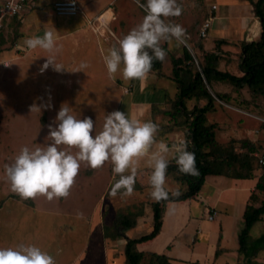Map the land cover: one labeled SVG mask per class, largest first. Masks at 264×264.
Segmentation results:
<instances>
[{"label":"rangeland","instance_id":"374dc122","mask_svg":"<svg viewBox=\"0 0 264 264\" xmlns=\"http://www.w3.org/2000/svg\"><path fill=\"white\" fill-rule=\"evenodd\" d=\"M8 1L0 0V9ZM213 2L215 0H177L182 8V14L179 17L169 18L172 23L180 24L186 30L187 44L195 48L194 53L197 55H201L196 51L197 46L203 42L198 31L209 17ZM144 3L146 0H119V3L115 4L118 6L115 8L117 15L121 18H118L116 24L112 25L111 31L106 32V49H102L103 54H106L107 49L118 46V41L142 22L145 12L140 5ZM223 10V7L219 6L216 14H220ZM108 13L105 19L112 18V16L107 17ZM13 19H5L4 26L6 27L8 21ZM119 22H122V25L125 24L123 28H120L121 33L118 31ZM9 23L8 27H3L0 31V204L2 206L0 208V236L4 235L8 245L32 244L52 255L56 264H68L76 250L85 244L87 231L84 220L81 219L83 215L91 218L97 213L98 216L101 215L103 226L106 225L113 230L117 227L116 224L120 217L127 216L131 220L136 217L137 220L141 216L145 218L146 211L149 215L153 214L150 203L154 200L151 199L145 185L141 189H136V187H141V178L137 176L132 196L123 199L119 195L111 197L109 193L114 183L111 164L106 163L99 170H92L82 165L67 199L48 201L44 197H38L35 200H22L11 191L10 182L5 175V165L12 163L23 147L43 146L45 137L48 135V126L50 124L55 126L53 121L63 104H67L72 114L78 119L90 117L94 122V134L102 130L105 116L113 111H121L135 118L134 110L141 108L136 107L128 111L127 95H124L125 99L118 96L121 95L122 87L117 88L116 80L120 79L124 84H129V82H124L119 73L112 80L109 75L107 77L102 53L95 54L92 51V55L97 56L94 64L96 77L89 79H87V72H79L77 76L74 72L70 75L64 73L59 76V73L53 71L51 67L41 74L40 69L44 63H37L38 65L35 66V64L31 65L32 61H30L31 63L28 62L25 66L16 59H10L9 52L15 57L18 56H16L18 53L14 51L18 32L17 22ZM211 32L212 28L209 29L208 37L205 39L208 44L213 42ZM161 47L167 52L166 58L161 61L162 69L165 73H172L174 59L183 57L186 46L183 43L177 46L173 42L170 47L167 42H162ZM234 62L237 71L232 70V73L242 75L238 66V57L234 59ZM195 67H198L197 63ZM174 89L175 86L171 90ZM215 90L230 96L229 103L216 99V111L208 115V121L218 127L216 138L219 143L228 144L231 141L250 140L254 138L256 130L260 129L264 132V126L260 127L261 124L252 117H264V97L254 98L248 88L237 90L229 84H223L221 88ZM34 103H50L52 107L31 113L30 106ZM172 106L171 104L170 108L166 107L169 111L150 108L138 110L141 122L151 121L158 126L157 140L161 139V135L166 132L169 124L173 123L166 114L173 111ZM259 141L258 143L261 144V139ZM234 147L236 152H243L239 142ZM252 164L254 176L260 179L261 171L255 167L254 161ZM211 179L209 178L208 181ZM229 181L233 185L241 182L234 179H229ZM165 186L169 193L186 190V186L180 182H167ZM203 189V193H207L206 190L209 188L205 186ZM227 196L229 197V194L225 196V200H228ZM259 198L264 201V193H261ZM216 212L219 217L222 211L216 210ZM194 216L197 220L185 229L175 244L183 249V254H190L193 250L194 235H197L195 249L200 250L199 254L192 257L185 256V258L194 262L212 263L214 258L207 254V249L203 244L206 243L207 237L204 236L206 234L201 232L196 234L195 228L201 227L202 230L215 228L218 226V219L209 221V214L201 204H198ZM263 225L262 222L254 225L250 232L251 240H256L263 235L261 231ZM13 226L16 227L14 230ZM3 227L6 228L4 232ZM241 227L243 228V225ZM147 233L148 231L144 229L134 232L131 237L135 238ZM165 239L161 237L155 243L154 248H159ZM14 241L15 243H12ZM226 246L231 249L238 248V238L236 241L231 238ZM228 257L230 255H227ZM230 259L233 260L231 264H250L245 263L242 256ZM145 261L143 264L149 263L150 257H147ZM174 264L187 263L178 261ZM253 264H264V251L258 254Z\"/></svg>","mask_w":264,"mask_h":264},{"label":"crops","instance_id":"0c3cea01","mask_svg":"<svg viewBox=\"0 0 264 264\" xmlns=\"http://www.w3.org/2000/svg\"><path fill=\"white\" fill-rule=\"evenodd\" d=\"M57 1L60 0L27 1L23 12L19 17L12 20L17 22L16 30L18 33L14 51L18 53L16 54L18 56L15 57L13 53L9 52V55H11L9 58L16 59L17 62L25 66L27 65L26 63H31L30 61H32L31 65L35 64V66L38 65L37 63H45L49 53L39 48L29 50L25 46L24 41L33 36H42L45 31H52L58 37L57 46L61 49L56 54V61L63 64L67 69L63 72H55L59 73V76L64 73L70 75L74 72V75L77 76L79 72H75L76 69L81 63H86L89 65L85 70L88 76L87 79L96 77L94 64L96 63L97 56L95 54L102 53V49H106L105 34L107 31H111L112 25L116 24L118 18H121L117 15L115 9L118 7L115 4H118L119 0H76L79 4L80 12L74 17L57 15L54 10V4ZM214 5L217 6V10L219 6L223 7L224 10L218 15L216 14L217 10L213 13L214 19L211 24L212 32L210 34L213 42L208 44L203 40L200 44V46L202 45V49L197 48L196 51L201 55L214 52L217 50V42L227 41L229 44L221 46L217 51L222 56L220 69L232 72V70H236L234 59L242 51L241 43L243 41H256L260 38L261 22L253 14V7L248 0H215L211 7ZM108 12H112L111 19H105V15ZM210 12L211 8L209 14ZM131 17L133 16L131 15ZM12 21H8L6 27ZM124 25V23L122 25V22H119V33L122 32L120 28H123ZM92 51L95 54L92 55ZM91 59L92 61H90ZM171 75L172 73H165L163 69L158 72L152 71L148 74L143 85H141L140 81H132L129 84H124L120 79H117V88L122 87L121 95L118 96L125 99L127 95V101L129 102L128 111H132V108L135 109L136 107L142 110L150 108L169 111L166 107L171 106V102L174 101L178 93L176 84L171 79ZM173 86H175V89L171 90ZM222 86V83H214L215 89L221 88ZM204 104V101L198 102L194 99L187 102V107L193 109L196 105L201 107ZM141 109L134 110L135 118L138 120V110ZM186 130L185 126H179L176 123L169 124L166 132L161 135L160 140H163L169 146L180 144L186 140ZM253 137V141H259L261 139V144H264V132H260V134L254 133ZM172 160L170 156L169 161ZM150 174L151 170L146 167H142L138 173V176L141 178V188L145 185L148 192H150ZM209 178H212L211 181H208ZM229 179L233 178L208 176L200 193L194 199L168 203L165 207L160 234L154 240L137 245V250L146 255L143 262L145 263L146 258L155 253L167 256L171 264L178 261L187 264H206L185 258V256L192 257L193 255L199 254L200 250L195 249L197 235H194L193 250L190 254H183V249L177 247L175 244L185 229L193 221L197 220L194 214H196L198 204L203 205L208 214L212 210L215 212L216 210L222 211L219 217L216 212L215 219H218L219 223L215 228L205 230H202L201 227L195 228L196 234L199 232L206 234L204 235L207 237L205 240L206 243L203 244L207 249V254L214 258L212 263L209 264H231L233 262L230 259L231 257L242 256L239 252L240 243L238 248L235 249L227 247L226 243H229L231 238H234L235 241L238 238L239 242V235L243 229L241 225L244 227V213L247 206L253 205L258 208L261 206L263 200L259 198L261 192L256 188L259 183V178L254 177L248 180H238L241 182L237 185L231 184ZM171 181L180 182L186 186L185 183L177 179L175 173H167L166 183ZM205 186L209 188L206 190L207 193H203ZM227 194H229V197L227 196L228 200H225ZM147 212H145V218L143 216L137 218L136 227L126 231L124 233L125 237L137 239L152 232L153 214L149 215ZM81 219L84 220L83 223L87 231L85 244L76 250L72 260L68 264H126L124 249L127 244V239L125 237L105 238L102 218L97 213L91 218L83 215ZM259 222L264 224L263 221ZM3 228L4 232L6 228ZM12 228L14 230L16 227L13 226ZM144 229L148 231L147 234L135 238L131 237L134 232H140ZM261 231L264 234V225ZM161 237L166 238L165 242L159 248H154L155 243ZM6 240L4 235L0 236V248L5 246L15 247L19 244L8 245ZM12 243H15V241ZM217 252L219 253L218 256L216 254ZM227 255H230V257L227 258ZM242 258L244 259L243 256Z\"/></svg>","mask_w":264,"mask_h":264},{"label":"clouds","instance_id":"9594fccd","mask_svg":"<svg viewBox=\"0 0 264 264\" xmlns=\"http://www.w3.org/2000/svg\"><path fill=\"white\" fill-rule=\"evenodd\" d=\"M140 6L145 12L142 22L120 39L118 46L107 49L102 56L110 78L114 79L119 73L124 82L140 81L143 85L153 61H163L167 56L162 42L170 47L173 42L179 46L185 41L186 30L169 19L182 14L177 0H146ZM57 39L52 31H45L42 36L24 41L29 50L39 48L49 53L40 69L41 74L49 67L56 72L67 70L56 61V54L61 50ZM88 67L81 63L75 72L86 73ZM51 107L50 103H34L30 112ZM53 124L55 126H48L43 146H25L12 163L5 165L11 191L22 200L67 199L82 165L99 170L110 163L114 183L109 195H119L121 199L132 196L141 168L150 169L149 195L155 202L168 201L170 195H181L179 190L169 193L165 186L170 156L180 174L199 175L195 154L187 151V144L169 146L163 140L157 141L159 129L151 121L141 122L124 112L113 111L105 116L102 130L94 134V122L90 117L78 119L71 108L63 104ZM0 264H56V261L35 245L20 244L0 248Z\"/></svg>","mask_w":264,"mask_h":264},{"label":"trees","instance_id":"16d2710c","mask_svg":"<svg viewBox=\"0 0 264 264\" xmlns=\"http://www.w3.org/2000/svg\"><path fill=\"white\" fill-rule=\"evenodd\" d=\"M253 7V14L261 22L260 38L256 41H243L242 51L238 55V66L242 75L220 69L222 56L217 50L227 41L217 42L214 52L193 55L184 47L183 57L173 61L172 81L176 84L178 93L174 101L173 111L166 113L173 123L186 127L185 142L187 151L193 152L196 158L198 176L184 175L178 172L175 160L169 161L167 173H175L177 179L186 184V190L180 192L179 197H172L168 201L152 202L153 230L151 233L137 239H129L124 233L136 227V217L133 220L127 216L118 219L117 227L113 230L104 226L105 238L125 237L127 244L124 249L126 264H143L145 254L137 250V245L154 240L161 232L165 207L171 202H182L194 199L201 191L208 176H225L236 180L254 178V166L261 171V178L257 190L264 193V171L258 166L254 153L262 145L259 141L244 140L231 141L228 144L219 143L216 138L217 125L208 121V115L216 111V99L225 103L230 102L227 93L215 90L214 83L229 84L237 90L248 88L252 97H264V0H248ZM202 41L205 40L200 38ZM201 41V42H202ZM188 43V40L185 39ZM201 44V43H200ZM197 48L202 49V45ZM196 63L198 67H195ZM162 62L154 60L151 71H161ZM196 99L204 101L203 106L196 105L193 109L187 107V102ZM264 126V125H263ZM262 127V125H261ZM239 142L243 152H236L234 145ZM141 189V187H136ZM16 198V196H13ZM0 204V208H1ZM140 216V215H138ZM137 216V217H138ZM264 220V201L256 208L249 205L244 213V227L239 235L240 254L245 263H254L258 254L264 251V234L256 240H251L250 232L253 226ZM220 252V251H219ZM218 256V252L216 253ZM148 264H171L165 255L151 254Z\"/></svg>","mask_w":264,"mask_h":264},{"label":"built area","instance_id":"2783aa9c","mask_svg":"<svg viewBox=\"0 0 264 264\" xmlns=\"http://www.w3.org/2000/svg\"><path fill=\"white\" fill-rule=\"evenodd\" d=\"M28 0H9L2 8L0 9V31L4 27L5 19L17 18L23 12V9ZM12 4L13 7H9ZM54 10L57 15L62 17H74L79 14L80 7L76 0H60L54 4ZM217 10V6L214 5L211 7V12L209 17L205 20L203 25L199 30V37L206 39L208 37L209 29L211 28L212 21L214 19L213 13ZM8 66V64H6ZM254 120H257L261 125H264V117L252 116ZM261 130L258 129L254 133L260 134ZM262 147L254 153V158L257 161L258 166L264 171V144H261ZM216 217L215 211L209 212V220L213 221Z\"/></svg>","mask_w":264,"mask_h":264},{"label":"water","instance_id":"95a60500","mask_svg":"<svg viewBox=\"0 0 264 264\" xmlns=\"http://www.w3.org/2000/svg\"><path fill=\"white\" fill-rule=\"evenodd\" d=\"M183 44L187 47V49L190 51V53L193 55L192 49L188 46V44L184 41Z\"/></svg>","mask_w":264,"mask_h":264},{"label":"bare ground","instance_id":"6f19581e","mask_svg":"<svg viewBox=\"0 0 264 264\" xmlns=\"http://www.w3.org/2000/svg\"><path fill=\"white\" fill-rule=\"evenodd\" d=\"M110 16H112V12H109L107 17L109 18Z\"/></svg>","mask_w":264,"mask_h":264}]
</instances>
